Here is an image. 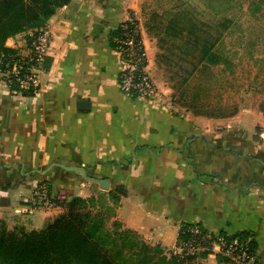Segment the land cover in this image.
Listing matches in <instances>:
<instances>
[{"label": "crops", "instance_id": "0c3cea01", "mask_svg": "<svg viewBox=\"0 0 264 264\" xmlns=\"http://www.w3.org/2000/svg\"><path fill=\"white\" fill-rule=\"evenodd\" d=\"M127 3L71 0L47 22L52 40L40 89L14 95L0 83V210H26L33 226L49 222L52 210L38 212L29 201L39 184L51 197L84 187L97 195L62 164L79 166L110 187L126 186L117 218L150 243L169 249L183 223L246 231L264 264V150L243 129L208 134L168 103L123 93L112 37ZM26 33L6 43L25 52L23 39L14 42Z\"/></svg>", "mask_w": 264, "mask_h": 264}, {"label": "rangeland", "instance_id": "374dc122", "mask_svg": "<svg viewBox=\"0 0 264 264\" xmlns=\"http://www.w3.org/2000/svg\"><path fill=\"white\" fill-rule=\"evenodd\" d=\"M127 1L129 12L115 31L118 34L122 24L136 21L147 49L151 76L162 98L153 102L168 103L175 111L196 121L208 134L243 129L264 150V0ZM24 38L15 39L14 44ZM24 44L25 41V50ZM206 46L213 47L208 57H204ZM16 48L17 52L23 53L22 48ZM82 183L90 184L84 178ZM40 185L46 188L50 197L47 183ZM91 186L97 195L104 193L107 199H110L108 192L119 186L127 190L125 185H113L106 190L96 182ZM88 189H81L80 195L62 190L57 196H97H86L92 191ZM108 202L113 205L112 201ZM31 205L33 209L38 208V212L42 211L41 208L52 210V219L65 210L64 204L55 208ZM96 209H100L98 205ZM10 212L0 210V220L10 229L19 226L27 230L41 229L48 223L42 217L44 221L38 219L33 226L31 217L22 216L23 212L21 215ZM115 218L118 219L117 214L109 225ZM179 235L180 231L178 238ZM143 239L151 246L157 245ZM175 245L165 250L162 248L163 254L171 258L176 252L173 250ZM204 257L200 254L183 264H238L220 253L206 260Z\"/></svg>", "mask_w": 264, "mask_h": 264}, {"label": "trees", "instance_id": "16d2710c", "mask_svg": "<svg viewBox=\"0 0 264 264\" xmlns=\"http://www.w3.org/2000/svg\"><path fill=\"white\" fill-rule=\"evenodd\" d=\"M70 2L0 0V57H9L16 52L6 45L9 38L20 33L38 32L58 9ZM116 34L114 31L113 36ZM212 51V46H206L204 57ZM23 95L33 96L34 92L24 91ZM126 193L127 190L119 186L108 192L110 199L104 193L89 198L73 195L61 203L65 210L41 229L27 230L23 226L10 229L0 220V264H183L196 257L172 255L168 258L159 245L151 246L137 231L124 227L120 220L115 218L109 225L116 215L121 195ZM190 224H182L181 237H189ZM229 236L249 240L251 249L256 252L257 243L249 232Z\"/></svg>", "mask_w": 264, "mask_h": 264}, {"label": "built area", "instance_id": "2783aa9c", "mask_svg": "<svg viewBox=\"0 0 264 264\" xmlns=\"http://www.w3.org/2000/svg\"><path fill=\"white\" fill-rule=\"evenodd\" d=\"M24 37L25 52H17L18 48L13 47L17 49L14 54L0 57V83L13 94H23L24 91L30 90L36 92L40 89L39 72L43 70V64L48 56L52 31L46 25L36 33H26ZM112 41L121 52L119 84L123 93L132 98L161 100V94H158L150 73L147 49L136 21L122 24ZM6 45L8 46V43ZM29 199L31 204L55 208L68 199V196L60 194L56 198L49 197L46 188L41 186ZM188 232L189 237L179 235L173 249L176 251L174 255L179 258L195 257L203 253L208 255L220 253L238 264H256L257 254L251 249L249 240L239 236L231 237L229 235L232 234L227 232V234L213 232L192 223Z\"/></svg>", "mask_w": 264, "mask_h": 264}, {"label": "water", "instance_id": "95a60500", "mask_svg": "<svg viewBox=\"0 0 264 264\" xmlns=\"http://www.w3.org/2000/svg\"><path fill=\"white\" fill-rule=\"evenodd\" d=\"M62 166L66 169V170H69V171H75V172H78L80 174H82L87 180L91 181V182H96L99 184V186L103 189H108L110 187V180L107 179V178H103L101 176H98V177H93V176H90L88 173H87V170L83 167H79V166H67V165H63Z\"/></svg>", "mask_w": 264, "mask_h": 264}]
</instances>
